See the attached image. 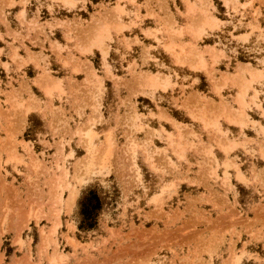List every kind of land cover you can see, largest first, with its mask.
Here are the masks:
<instances>
[{"label": "rangeland", "instance_id": "1", "mask_svg": "<svg viewBox=\"0 0 264 264\" xmlns=\"http://www.w3.org/2000/svg\"><path fill=\"white\" fill-rule=\"evenodd\" d=\"M0 264H264V0H0Z\"/></svg>", "mask_w": 264, "mask_h": 264}, {"label": "trees", "instance_id": "2", "mask_svg": "<svg viewBox=\"0 0 264 264\" xmlns=\"http://www.w3.org/2000/svg\"><path fill=\"white\" fill-rule=\"evenodd\" d=\"M89 202L90 204H88L87 206L84 207L83 209V215L85 216V220L86 222L85 227L86 229H92L95 225V215H94V211L95 209L98 208V201H97V197L93 194H91V198H89ZM91 200H95L96 203L92 205V201Z\"/></svg>", "mask_w": 264, "mask_h": 264}, {"label": "bare ground", "instance_id": "3", "mask_svg": "<svg viewBox=\"0 0 264 264\" xmlns=\"http://www.w3.org/2000/svg\"><path fill=\"white\" fill-rule=\"evenodd\" d=\"M118 12H119V11H118ZM111 13H112V12H111ZM111 22H112V21H111ZM93 26H94V25H93ZM105 29H106V28H105ZM94 31H95V30H94ZM101 31H102V30H101ZM195 31H197V30H195ZM198 31H199V30H198ZM86 32H87V31H86ZM92 33H93V31H92ZM96 33H97V32H96ZM93 34L95 35V33H93ZM196 34H197V33H196ZM197 35H198V34H197ZM197 35H196V36H197ZM90 36H91V35H90ZM79 37H80V36H79ZM89 38H90V37H89ZM97 38H98V37H97ZM67 39H69V38H67ZM96 40H97V39H96ZM98 40H101V39H98ZM91 41H92V40H91ZM91 41H90V42H91ZM86 44H87V43H86ZM80 45H81V44H80ZM181 45H182V44H181ZM82 69H83V68H82ZM143 77H144V76H143ZM89 79H90V78H89ZM143 79H145V77H144ZM144 81H145V80H144ZM54 82H55V81H54ZM162 82H163V81H162ZM145 85H146V84H145ZM147 85H148V84H147ZM147 87H148V86H147ZM198 115H199V114H198ZM225 115H226V114H225ZM216 116H217V115H216ZM91 117H92V116H91ZM96 117H97V116H96ZM231 117H232V116H231ZM215 118H216V117H215ZM207 121H208V120H207ZM208 122H209V121H208ZM202 123H203V122H202ZM87 128H88V127H87ZM218 134H219V133H218ZM83 140H84V139H83ZM87 145H88V144H87ZM131 146H132V145H131ZM133 146H134V145H133ZM110 147H111V146H110ZM89 149H90V148H89ZM108 151H109V150H108ZM104 152H105V151H104ZM109 152H110V151H109ZM90 153H91V152H90ZM87 154H88V153H87ZM102 154H103V153H102ZM107 154H108V153H107ZM98 155H99V154H98ZM98 155H97V156H98ZM99 156H100V155H99ZM88 158H89V157H88ZM88 158H87V159H88ZM87 159H86V160H87ZM98 159H99V157H98ZM92 160H93V159H92ZM99 160H100V159H99ZM103 160H104V159H103ZM104 161H105V160H104ZM84 162H86V161H84ZM102 162H103V161H102ZM103 163H105V162H103ZM103 163H102V164H103Z\"/></svg>", "mask_w": 264, "mask_h": 264}]
</instances>
